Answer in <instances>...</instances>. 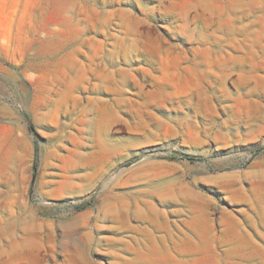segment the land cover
I'll list each match as a JSON object with an SVG mask.
<instances>
[{
    "label": "rangeland",
    "instance_id": "1",
    "mask_svg": "<svg viewBox=\"0 0 264 264\" xmlns=\"http://www.w3.org/2000/svg\"><path fill=\"white\" fill-rule=\"evenodd\" d=\"M0 3V264H264V0Z\"/></svg>",
    "mask_w": 264,
    "mask_h": 264
},
{
    "label": "trees",
    "instance_id": "2",
    "mask_svg": "<svg viewBox=\"0 0 264 264\" xmlns=\"http://www.w3.org/2000/svg\"><path fill=\"white\" fill-rule=\"evenodd\" d=\"M185 157H186V159H187L188 161H196L195 158H191V157H187V156H185Z\"/></svg>",
    "mask_w": 264,
    "mask_h": 264
},
{
    "label": "crops",
    "instance_id": "3",
    "mask_svg": "<svg viewBox=\"0 0 264 264\" xmlns=\"http://www.w3.org/2000/svg\"><path fill=\"white\" fill-rule=\"evenodd\" d=\"M1 4V3H0ZM0 198H2V196L0 195ZM5 203H3V205H4Z\"/></svg>",
    "mask_w": 264,
    "mask_h": 264
}]
</instances>
